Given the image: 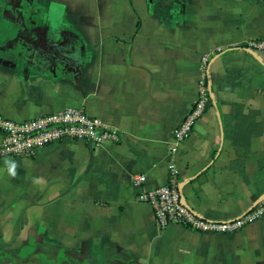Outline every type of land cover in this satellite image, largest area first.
<instances>
[{
	"label": "crops",
	"instance_id": "1",
	"mask_svg": "<svg viewBox=\"0 0 264 264\" xmlns=\"http://www.w3.org/2000/svg\"><path fill=\"white\" fill-rule=\"evenodd\" d=\"M41 1L0 0V113L24 120L82 107L121 139L0 156V253L35 246L80 264H264V215L228 233L161 229L137 198L164 185L175 163L183 201L201 217L231 221L264 205V51L246 44L264 35V0ZM204 57L211 103L173 152ZM135 173L146 176L142 187Z\"/></svg>",
	"mask_w": 264,
	"mask_h": 264
},
{
	"label": "built area",
	"instance_id": "2",
	"mask_svg": "<svg viewBox=\"0 0 264 264\" xmlns=\"http://www.w3.org/2000/svg\"><path fill=\"white\" fill-rule=\"evenodd\" d=\"M246 44L248 48L262 52L264 35L249 39ZM208 60V57L203 58V77L199 81L198 97L175 130V145L171 149L173 152L189 137L197 120L211 103L206 74ZM0 133V156L17 157H31L39 148L66 139L90 142L97 146L121 139L117 128L104 124L100 118L90 115L84 108L74 106L24 120L11 119L0 113ZM131 180L133 185L142 187L146 176L143 173H135ZM180 182V168L175 163H170L164 185L138 193L139 201L147 202L153 207L157 225L161 229L169 224H180L202 232L228 233L239 230L264 215V205H259L231 221L206 219L185 204Z\"/></svg>",
	"mask_w": 264,
	"mask_h": 264
},
{
	"label": "flooded vegetation",
	"instance_id": "3",
	"mask_svg": "<svg viewBox=\"0 0 264 264\" xmlns=\"http://www.w3.org/2000/svg\"><path fill=\"white\" fill-rule=\"evenodd\" d=\"M31 249V251L23 250L22 254L2 252L0 264H80L72 256L60 250L35 246Z\"/></svg>",
	"mask_w": 264,
	"mask_h": 264
},
{
	"label": "rangeland",
	"instance_id": "4",
	"mask_svg": "<svg viewBox=\"0 0 264 264\" xmlns=\"http://www.w3.org/2000/svg\"><path fill=\"white\" fill-rule=\"evenodd\" d=\"M13 2H16V4H21V0H11ZM82 1H85V0H82ZM7 2V1H6ZM19 2V3H18ZM29 3L32 4V5H41V4H45L43 1L41 0H29ZM58 5V4H57ZM59 7L60 9H64V6L63 5H58V6H55L54 8H57ZM62 20V13H58L55 18H53V22H56V23H59L60 21ZM194 231H197V230H194ZM201 232V231H200Z\"/></svg>",
	"mask_w": 264,
	"mask_h": 264
},
{
	"label": "clouds",
	"instance_id": "5",
	"mask_svg": "<svg viewBox=\"0 0 264 264\" xmlns=\"http://www.w3.org/2000/svg\"><path fill=\"white\" fill-rule=\"evenodd\" d=\"M15 169H16V165H15L14 163H11V164L9 165L8 171H9V174H10L11 176H13V177L16 176V171H15Z\"/></svg>",
	"mask_w": 264,
	"mask_h": 264
},
{
	"label": "water",
	"instance_id": "6",
	"mask_svg": "<svg viewBox=\"0 0 264 264\" xmlns=\"http://www.w3.org/2000/svg\"><path fill=\"white\" fill-rule=\"evenodd\" d=\"M24 264H27V263H24Z\"/></svg>",
	"mask_w": 264,
	"mask_h": 264
},
{
	"label": "trees",
	"instance_id": "7",
	"mask_svg": "<svg viewBox=\"0 0 264 264\" xmlns=\"http://www.w3.org/2000/svg\"><path fill=\"white\" fill-rule=\"evenodd\" d=\"M257 206H258V205H257ZM257 206H256V207H257Z\"/></svg>",
	"mask_w": 264,
	"mask_h": 264
}]
</instances>
